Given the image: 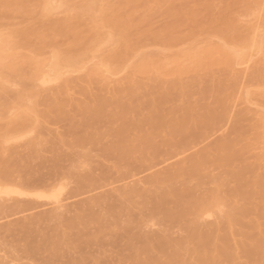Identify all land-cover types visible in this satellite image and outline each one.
Instances as JSON below:
<instances>
[{"label": "bare ground", "instance_id": "1", "mask_svg": "<svg viewBox=\"0 0 264 264\" xmlns=\"http://www.w3.org/2000/svg\"><path fill=\"white\" fill-rule=\"evenodd\" d=\"M30 1L0 0V21L10 20L12 18L10 15L13 16L10 12H27L34 6ZM81 1L83 2L38 0L36 2L41 14L39 23L41 27L38 26L29 32H21L17 28L7 29L8 31L0 29V120L4 124L0 126V213L2 215L0 221L10 219L11 216H19L20 213L25 215L28 212L51 207L49 213L45 210L46 212L41 214L38 212L35 216H29L30 218L24 217L3 227L0 225L4 234L9 233L13 238L22 235L19 241L26 239L25 245L22 241V247L17 242L19 238H15L17 246L21 249L14 248L17 251L21 250L22 253L19 251L20 256L16 255L17 252L14 250L12 258L6 256L11 260L0 255L2 257L0 264H17L22 261L25 263L24 259L22 261L19 259L23 257L22 255H24L23 258L38 260L40 258L45 260L47 257L46 263L57 264L61 258L66 259L70 250L77 253L80 258L73 256L72 259V256L68 255L66 259L68 263L85 264L89 261L93 263L95 257L91 261L86 254L94 245L104 242L103 239H107L109 243L110 239L106 237L113 235L114 232L108 233L114 228H120L119 225H123L124 218L126 219L129 215L127 213L128 215L124 216V212L130 210V205L135 207L133 203L138 201L136 207H140L143 204L142 200L148 204L152 200L153 209L151 210V206L145 203L146 206H150V215L147 214L149 217L146 215L147 217L139 218L137 215L138 224L141 225L136 223L139 228L134 227L137 228L136 230L139 229L138 232L141 233L143 230L142 225L148 226L146 223L149 221L154 224L157 218L164 224L171 222L170 224L174 223L178 227L187 225L185 231L188 232V237L175 243L172 242L173 236L171 238L169 234L170 237L167 240L162 232L164 239L160 236L157 242L158 239L153 238L157 245L142 233V235L139 233L141 236L136 237L135 234L126 233L130 239L126 250L131 254L122 259L118 256L119 262L115 259L116 262L264 264V0H233L232 4L238 5L243 11L223 22L216 18V13L220 9L216 12V6L210 5L207 8L209 19L201 24L197 23L194 29L196 31L187 36L172 38L168 34L173 31H165L171 27H167L164 33L153 34V37L147 36L152 33L151 29H147L148 32L137 30L138 20L135 19L133 0H123L119 3H112L110 0ZM163 3L164 0L161 4ZM223 7L225 9L229 5ZM198 12L193 9L184 16L188 19L194 18L199 15ZM57 13L59 15L63 13L65 18L59 20L60 17L57 16L59 19H54ZM152 16L153 12L149 10L141 20H147ZM245 17L251 19L249 23H245V27H242L243 24L240 25V23ZM185 24L178 26L182 29L186 26ZM44 25L49 27L50 33H44L41 30L45 27ZM31 37L38 41L37 45H31L28 42ZM153 48H159V52H153ZM173 48L180 49L174 53L169 52ZM251 67L254 68L252 73L248 71ZM86 70L89 73H85ZM82 72L84 75L87 74V79L83 76V80L86 81L84 82L82 78L79 80H82L84 84L88 82L89 87L93 86L94 79L96 86H102L97 82L103 83V89L101 88L99 92L97 90L99 97L93 94L97 96L95 99L91 96V90H88V84H86L88 89L84 86L88 90L86 92H89L86 97L90 96L92 99H90L92 102L88 99L89 101H86L88 103L84 105H81L84 100L80 102L75 98L76 93L72 94V90L75 91L80 83L77 80V82L72 81L74 77L67 78L68 75ZM199 72L206 73L207 78L196 76L195 74ZM247 72L250 74L245 75ZM192 73L196 77L187 78L189 81L183 79ZM244 79H248L247 84H243ZM74 83L75 86L78 83L77 87ZM15 84L21 85L24 91L18 92V96L15 97L17 100L10 104L7 96L11 93V86L14 87ZM49 84L55 86L50 88ZM240 85H243L242 104L248 106L242 113L245 112L244 117H250L241 120L243 123L241 125H244L246 121L249 122L248 125L236 128L234 126L238 124L234 125L235 131L232 135L230 134V137L227 135L228 137L218 138L213 145L210 143V147L205 146L206 148L196 153L194 147L200 146V142L206 139L203 142L205 143L214 132L220 133V126L225 127L223 123L232 113L231 110L234 108L232 105L236 103L237 97L234 94L237 89H240ZM47 86L49 90L52 89L51 94L47 96V93L44 96ZM82 87L80 89L84 88ZM84 90L83 93L80 90L82 96L86 95ZM101 91L105 94L102 95ZM73 95L76 96L73 97ZM195 95L204 102L212 99L213 103L199 104L201 101L199 103L183 101ZM25 97H28V100ZM33 99L35 101H32ZM74 102L76 107L78 105L77 109L74 107ZM180 103L183 105H179ZM39 106H42L44 111H39ZM252 106L255 107L254 111L250 108ZM73 110L78 114L79 120L74 116ZM13 111H16V114ZM250 113L253 114L252 117ZM65 122H69V132L65 130L62 135V131L56 126L58 124L62 126ZM43 124L54 125L58 134L61 133L57 141L60 142V147L61 144L64 145L62 147L65 151L60 149L68 154L70 153L68 150L71 149V157L62 152L60 155V149H56L54 143L55 147L50 146L54 149L52 158L51 154H47L52 150L43 153L44 147L41 146H45L44 143L48 141L46 135L53 136L50 126L46 128L50 133H45ZM64 127L67 129V126ZM60 128L63 129V127ZM216 128L218 130H215ZM42 129L45 130L44 133ZM66 133L67 139H65ZM64 135L65 138L62 137ZM53 139L52 137V141ZM52 141L50 143L48 141L49 144L47 143L46 146L48 147ZM68 142L72 143L68 144ZM14 143L19 146H15ZM11 145L13 147H10ZM65 146L70 149L66 151ZM91 147L97 148H93L88 153ZM76 148L81 149L79 153L88 150L84 151L86 154L83 152L84 155H77ZM96 149L100 150L101 155L99 151L95 155ZM191 150L195 152L194 155L176 163L173 169L154 173L151 177L145 178L146 180H136L140 176V174L137 175L138 171H150L152 168L155 169L156 164L161 166L166 160L170 161L174 157L182 156L183 158L184 154L187 155ZM57 153L61 157L63 154V159L58 157ZM46 155L51 158V164L43 160ZM96 158L99 161L103 158V161L98 162L101 167L99 177H95L97 173L91 165L96 164ZM38 161L40 165H35ZM159 161L163 163L158 164ZM65 162L69 164L65 166ZM103 162L107 165L105 166ZM90 166L95 176H92V171L87 172ZM83 169L85 171H82ZM216 170L230 177L236 187L234 185L235 188L227 190L225 186L226 191L223 190L224 183H228L224 181L223 175H220L221 178L223 177V180L219 179L221 182L218 178L210 181L209 177L213 173L211 171ZM84 172L89 173V176L87 174L84 176ZM207 177L209 183L216 184L214 189L208 188L209 191L203 188L207 187L208 183L204 185L205 179L208 182ZM131 178L136 180L135 183L127 185L125 182L126 186L124 181ZM120 180L125 187L116 190L111 188L115 190L113 195H108L109 193L106 195L103 192L104 197L95 196L91 199L86 197V201L80 200L83 201L80 204L78 201L75 202V205L76 203L77 206L81 205L82 211L77 212V210L75 216L69 219L72 217L70 215H74L75 209L72 206L74 203L71 205L73 209L70 204L68 205L70 200L87 193L89 195L93 190L96 192V189L98 191L107 184L114 187V184ZM186 180L193 184L203 181L202 184L200 183L204 185L201 188L208 192L204 191L205 194L198 195L192 188L194 186L190 187L188 182V185L185 184ZM63 181H69L71 185L76 184L73 186V192L65 189L67 185L64 187ZM183 181L186 186L178 187ZM226 185L228 186L229 183ZM65 190H69L71 194L68 191V195L72 196L63 197ZM199 190H201L200 187ZM241 203L243 205L240 206ZM87 205L93 208L85 209ZM95 208L97 210L103 208L102 213H104L102 214L100 209L98 210L100 215L94 214L91 210ZM142 208L145 211L149 210L143 205ZM135 209L132 210L135 211ZM219 214H221L220 218H223L224 214V225L219 224L222 227L217 225L215 230L212 225L214 223L210 221L212 224L207 225H211L208 227H212L213 230L208 228L206 230L209 232H206L202 227L206 224L202 221L206 217L212 220V217H218ZM137 220L130 219L128 222H134L135 225ZM244 220L251 222L244 224ZM159 221L156 222L160 226L163 223L160 224ZM94 223H98L99 226L95 224L98 227L94 228ZM45 226H48V229ZM128 226L133 225L129 223L126 227ZM237 228L244 231L240 232ZM1 232L0 236L3 234ZM149 233L148 235H151ZM238 233H241L240 239L235 236ZM114 235L116 238L117 233ZM152 236L153 234L150 237ZM55 238H58L57 241L53 240ZM104 243L102 245L105 248L107 244ZM111 245L113 246V243ZM64 248L67 250L70 248L66 251L67 255L63 252ZM154 250L158 251L160 256H155ZM119 251L122 250L119 249ZM110 252L109 254L112 255V251ZM121 253L124 254V252ZM85 256L88 260L84 259ZM101 256L102 259L109 257L106 254ZM97 257L99 258L98 255ZM26 260L28 261L25 258ZM29 261L37 263V260ZM96 261H98L97 258ZM97 263L100 264L99 261Z\"/></svg>", "mask_w": 264, "mask_h": 264}, {"label": "rangeland", "instance_id": "2", "mask_svg": "<svg viewBox=\"0 0 264 264\" xmlns=\"http://www.w3.org/2000/svg\"><path fill=\"white\" fill-rule=\"evenodd\" d=\"M36 1H38V0H31L30 2L32 3V5H34L33 6V8H29L28 9V11L27 12H25L24 11V13H21V12H18V13H14V12H10V13H13V16H12V14L10 15L12 18H14L13 20H3V21H0V29L2 30V29H13V28H17V29H19V30H21V32H29V31H31L32 29H35V28H37L38 26L39 27H41V25L39 24L40 23V21H41V14L39 13V8H37V6H38V2H36ZM120 1H123V0H110V2H112V3H119ZM134 1V5H133V8H134V10H135V12H136V14H135V19L136 20H138V22H137V25H136V29L138 30V29H140L139 31H143V30H147V29H151V31H152V33L151 34H149V35H147V36H150V37H153L154 35L153 34H160V33H164L165 31H173V32H170L169 34H168V36L169 37H174V36H187V35H189V34H191L193 31H196V30H194L195 29V27H196V25H197V23H199V24H201L202 22H204V21H207L208 19H209V12H208V10H207V8L210 6V5H215L216 6V12L218 11V9H220L219 11H218V13H216V18L218 19V21H220V22H223V21H227V19L228 18H231V17H235V16H237V14H239L240 12H242L243 11V9L242 8H240L238 5H235V4H232V2H233V0H164V3L163 4H161V2L163 1V0H133ZM242 1H245V0H242ZM251 1V0H250ZM253 1V0H252ZM78 2L79 3H82L83 1H81V0H78ZM234 3V2H233ZM32 5L30 4V7H32ZM227 5H229V7H226L225 9H224V7L223 6H227ZM231 6V7H230ZM35 7L37 8V9H35ZM217 7H221V8H217ZM223 7V8H222ZM30 9H33V10H30ZM197 10V11H199L198 13H199V15L197 16V17H194V18H186L184 15L188 12V11H191V10ZM222 9H224V10H222ZM129 10V9H128ZM149 10H152V12H153V16L152 17H149V18H147V20H141L142 19V17L149 11ZM61 11V10H60ZM59 11V12H60ZM62 12V11H61ZM9 13V14H10ZM62 14V15H61ZM60 17V19L58 18V17ZM54 17H56V18H54V19H59V20H61V19H64L65 18V15L63 14V13H60V15L57 13V15H55ZM180 18H182L183 20L182 21H180L179 19ZM249 19H251V18H248L247 19V17H245V18H243V20L245 21H242V23H240V25H242V27H245V23L247 24V23H249L250 22V20ZM194 21V22H193ZM198 21V22H197ZM185 22H187V24H185ZM193 22V23H192ZM244 22V23H243ZM190 23H192V24H190ZM182 24H185L186 26L185 27H183L182 29L178 26V25H182ZM188 25V26H187ZM192 25V26H191ZM45 26V25H44ZM167 27H171V28H168L167 30H165ZM241 27V28H242ZM171 29H175V30H171ZM3 30V31H4ZM5 30V31H6ZM41 30L44 32V33H50V30H49V27L48 26H45V27H42L41 28ZM165 30V31H164ZM8 31V30H7ZM161 31H163V32H161ZM147 32H148V30H147ZM150 32V31H149ZM176 33V34H173V33ZM149 37V38H150ZM28 42L31 44V45H37V43H38V41L34 38V37H31L30 39H28ZM62 42V41H61ZM31 48H33V47H31ZM180 48H173L171 51H169V52H177L178 50H179ZM153 52H159V48H153ZM258 58H260V56H258ZM259 60V59H258ZM257 60V61H258ZM256 61V62H257ZM256 62H255V64H256ZM257 65V64H256ZM255 65V66H256ZM91 66V65H90ZM89 66V68H91ZM92 66H93V64H92ZM254 66V67H255ZM252 69H254L253 67H251V69L250 70H248V71H250V73H252L253 71H252ZM85 73H89V71H84ZM84 72H82V73H79V74H76V75H74V74H72V75H68L67 76V78L68 79H71L70 77H74L73 79H71L72 81H75V82H79L80 84H79V86L77 87V85H78V83L76 84V86H75V83H74V86L75 87H77L76 89H75V91H74V89L72 90V94H73V92H74V94L76 93V95H73V97L74 96H76L75 98H77L78 100H80V102H83V100H84V102L81 104L79 101H75L76 103H79V105L81 104V105H84L85 103H88V102H86V101H89L90 99H91V97L90 96H88V97H90V98H88V97H86L87 96V94L89 93H87L86 91H90L91 90V92L90 93H92L91 94V96L93 97V99H95V98H97V96L99 97V91L101 90V88L103 89V83L101 82H97V84H101L102 86L100 87V86H96L95 84V79L93 80V81H95V82H93L92 81V83H93V86H90L89 87V84H88V82L87 83H85L84 84V82L86 81H84L83 80V76H85V79H87V74H85L84 75ZM201 72H199V73H197V74H195L196 76L197 75H199V77H201V78H203V79H205V78H207V76H205L206 75V73L204 74V72L203 73H201ZM249 72H247L245 75H247ZM249 73V74H250ZM124 75V74H123ZM122 75V79H123V76ZM76 76H77V78H76ZM190 76V77H189ZM192 76V77H191ZM193 73H192V75L190 74V75H188V76H186V77H183V79L185 80V81H189V80H187V78L188 79H192L193 78ZM196 76H194V77H196ZM205 76V77H204ZM249 76V75H248ZM245 77V76H244ZM80 78H82V80L84 81L83 83L79 80ZM245 78H248L247 76L245 77ZM75 79V80H74ZM120 80V78H116V80ZM77 80V81H76ZM246 80H248V79H244V81H243V84H247L248 83V81H246ZM98 81V80H97ZM92 83H90V85H92ZM95 83V84H94ZM12 84V83H11ZM53 84V83H52ZM56 84V83H55ZM86 84H88V87H89V89H88V87H87V85ZM113 85L112 86H114V83H112ZM16 85V84H15ZM18 85V84H17ZM14 86V87H12L11 86V88H12V90L10 89V91H11V93H10V95H5V96H7L8 97V102H10V104H11V102H15L16 100H17V98H15V97H17L18 96V94L19 93H22L23 91H24V89H23V87L21 86V85H18V86ZM51 84H49L48 86H50ZM8 86H10V85H8ZM21 86V87H20ZM46 87L47 88V90H46V92L45 93H43V95L44 96H46V94H47V96L48 95H50L51 94V90L52 89H48L49 87ZM53 85H51L50 86V88L52 87ZM55 86V85H54ZM53 86V87H54ZM84 86H86L87 87V89L88 90H86V88L83 87ZM241 87H240V89H237L236 90V92H235V96L237 95V97H236V99H235V101H236V105L234 104V105H232L234 108H233V110H231L232 111V113H230V115H229V119H231V120H229V119H227V121H228V123H227V121L225 122V123H223V126H225V127H222V126H220V125H222V124H220L219 126L221 127V129H219L220 130V133L219 132H214V134L213 135H210L211 137H209V139L205 142V143H203L204 141L202 140V142H200L201 143V145H200V143H199V145L200 146H196V147H194V148H196V150H194V149H192V150H194L196 153L197 152H199V151H201V150H203V148H206V147H210L211 145H213V143L214 142H216L215 140H218V138H221L222 139V137L224 138L225 136H229L230 137V134L232 135L233 133V131H235V129L234 128H236V127H240V126H246V125H248V121H246V122H244V125H241V123H242V121L241 120H243V119H249L250 117H244V115L243 114H245V112L244 113H242L243 112V110H245L246 109V107L248 108V106H246V104H242L243 103V101H241L242 99H241V96H242V91H243V85H240ZM57 87V84H56V86H55V88ZM83 88V89H80V88ZM54 88V89H55ZM74 88V87H73ZM23 89V90H22ZM44 89H45V87H44ZM85 89V90H84ZM80 90H81V92L83 93V90L86 92V95L85 96H82L83 94H81L80 93ZM97 90H98V92H97ZM93 91V92H92ZM96 91V92H95ZM13 92V93H12ZM19 92V93H18ZM95 92V93H94ZM18 93V94H17ZM78 93H79V95H78ZM101 93H102V95H103V93H104V91H101ZM17 94V95H16ZM24 94V93H23ZM29 94V93H28ZM93 94H95V95H97L96 97L95 96H93ZM99 94V95H98ZM105 94V93H104ZM90 95V94H89ZM108 95V94H107ZM4 97V96H3ZM28 97H29V95H28ZM28 97H25V99L26 100H28ZM86 97V98H85ZM75 98H74V100H75ZM7 99V98H6ZM4 100V101H6L7 102V100ZM87 99V100H86ZM89 99V100H88ZM211 99V98H210ZM92 100V99H91ZM90 100V101H91ZM212 100V99H211ZM211 100H208V101H202L200 98H199V96L198 95H195L194 97H192L191 99H187V98H185L183 101H190V102H192V103H196V102H198L199 103V101H201V103H199V104H202L203 102H204V104L205 103H207V102H209V104H212L213 103V100L211 101ZM32 101H35L34 99L32 100ZM234 101V102H235ZM75 102H74V105H75ZM92 102V101H91ZM90 102V103H91ZM212 102V103H211ZM29 103V102H28ZM179 105H183L182 103H180ZM74 107H76V105L74 106ZM78 108V105H77V107H76V109ZM251 109H252V111H254L255 110V107H250ZM254 108V109H253ZM76 109H75V111H76ZM247 110V109H246ZM39 111H44V108L42 107V106H39ZM235 113H234V112ZM16 111H13V113H15ZM73 112H74V110H73ZM72 112V113H73ZM71 113V114H72ZM75 114H77L76 112H74ZM73 113V114H74ZM253 113V112H252ZM16 114V113H15ZM72 114V115H73ZM74 114V116H76V118H77V120H79L78 118H79V116H78V114L77 115H75ZM254 114V113H253ZM253 114H251L250 113V115H251V117L253 116ZM71 115V116H72ZM231 115H233L232 117H230ZM243 115V116H242ZM250 115H248V116H250ZM240 123V125H239V123ZM230 123V124H229ZM66 124V125H65ZM68 124H69V122H65V123H62V126H59V125H61V124H58L56 127H59V129L62 131H60L59 130V132H61L62 133V135H63V132H65V130H66V132L68 133L69 132V129H68ZM225 124H227V126L225 125ZM229 124V125H228ZM236 124H238V125H236ZM243 124V123H242ZM4 124H3V121H1L0 120V126H3ZM234 125H236V126H234ZM44 126H46L45 128H44ZM47 126H50V125H46V124H43V129H45V130H41L42 132L43 131H45V133H50V132H52L51 134L53 135V136H51L50 134H47L46 136H47V138H48V141H49V143L52 141V137L54 138L53 140L54 141H52V143L50 144V145H48V147L46 146L47 145V143H48V141H46V143H44V145L45 146H41V147H44V148H42V149H44L42 152L43 153H46V151L47 150H52L51 152L50 151H48V155L49 154H51V158H52V152H53V150L54 149H52L50 146L51 145H53L52 147H55L56 146V149L57 148H62V150H63V147L62 146H64V145H62L61 144V147H60V142H58L57 141V137L59 138V135L61 134V133H59L58 134V131H56V129H55V127H53L54 125H51L49 128L51 129V131L50 132H47L48 130L46 129L47 128ZM64 126H67V129L64 127ZM233 126H234V128H233ZM41 127V128H42ZM60 127H63V129H61ZM227 127V129H225ZM219 128V127H218ZM223 128L225 129V130H223ZM49 129V130H50ZM233 129V130H232ZM57 130H58V128H57ZM215 130H218L217 128L215 129ZM44 133V132H43ZM67 133H66V138H65V135L64 136H62V137H64L65 139H67ZM58 134V136H56ZM65 134V133H64ZM209 134H211V133H209ZM61 136V135H60ZM209 136V135H208ZM214 138H213V137ZM227 136V137H228ZM51 138V140H49ZM69 138V137H68ZM60 139V138H59ZM65 139H64V141H65ZM69 140V139H68ZM71 140V139H70ZM26 141V140H25ZM25 141L23 142V143H25ZM109 141H111L110 139H109ZM109 141H107V143L109 142ZM66 142H67V140H66ZM65 142V143H66ZM48 143V144H49ZM55 144V146H54V144ZM59 143V144H58ZM72 142H68V144H71ZM104 143H106L105 141H104ZM210 143H212L211 145H209ZM14 144H16L15 146H19V144H17V143H14ZM67 144V143H66ZM21 145V144H20ZM209 145V146H208ZM14 146V147H15ZM69 146V145H68ZM206 146V147H205ZM10 147H13V145H11ZM41 147H40V149H41ZM65 147H67V146H65ZM64 147V148H65ZM45 148H46V150H45ZM48 148H50V149H48ZM72 148V147H71ZM89 148V147H88ZM93 148L95 149V148H97V147H91L90 149H89V151H88V153L90 152V150H93ZM101 148V147H100ZM41 149V150H42ZM68 149H70V148H68L67 147V149H66V151L68 150ZM75 149V148H74ZM76 149H78V148H76ZM198 149V150H197ZM22 150V149H21ZM79 150H81V149H78V151H77V155H84V153L85 152H87V150L85 151V150H83L82 151V153H79L80 151ZM97 150V149H96ZM190 151L187 155L186 154H184L183 156V158H182V156H180V157H174V158H171L170 159V161H168V160H166V162H164L163 163V161H159V162H157L158 164L160 163V162H162L163 164H161V166H160V164L159 165H157L156 164V167H157V169H156V167H155V169L154 168H152L150 171H145V170H142L143 172H140V171H138V174L137 175H139L140 174V176H138V178L136 179V180H140V181H142V180H146L145 178H148L149 176L151 177L152 175H154V173H159V172H161L162 173V171L163 172H165V171H167V170H171V169H173L174 168V166L173 165H176V163L178 164V163H180L181 162V160L183 161V160H185V159H187L186 157H188L189 158V156L190 155H194V151ZM24 151V150H23ZM63 151H65V150H63ZM63 151H61V149L59 150V154L61 155V153L60 152H62L63 153ZM70 153V155L68 154L67 156H70L71 157V149L70 150H68ZM74 152H75V150H73ZM85 151V152H84ZM95 151V150H94ZM99 151V152H98ZM73 152V153H74ZM84 152V153H83ZM92 152V151H91ZM100 153V150H97V151H95L94 153H95V155H96V153ZM42 153V154H43ZM66 153H63L64 155L66 154ZM72 153V154H73ZM41 154V155H42ZM63 154H62V157H64L63 156ZM75 154H76V152H75ZM86 154V153H85ZM48 155H46V158L44 157L43 158V160H46V161H48L49 162V164H51L50 163V160H51V158L48 156ZM59 155V156H60ZM98 155V154H97ZM100 155H101V153H100ZM44 156H45V154H44ZM57 156H58V153H57ZM58 156V157H59ZM66 156V157H67ZM73 157H74V154L72 155ZM42 157H43V155H42ZM61 156H60V158L61 159H63ZM96 157V156H95ZM177 158V159H176ZM97 159V158H96ZM103 159V158H102ZM102 159H100V161H103ZM173 159V160H172ZM178 159H180V160H178ZM53 160V159H52ZM66 160H67V158H66ZM66 160H63V161H66ZM94 161H95V159H93ZM163 160V159H162ZM175 160V161H174ZM99 161V159H97V161H95L96 162V164L98 165L99 163L98 162H100ZM173 161V162H172ZM177 161V162H176ZM179 161V162H178ZM40 161H38V163L37 162H35V165L37 164V165H40V163H39ZM167 162H169V163H171V164H167ZM102 163V162H101ZM104 163V162H103ZM69 163L67 162H65L64 163V165L66 166V165H68ZM95 163H92L91 165H93L92 167L94 168V170L96 171V173H97V176H95L96 174H94L95 172H94V170L92 171L90 168H92L91 166L90 167H88V169H90V170H88V169H86V171L87 172H89V171H92L93 172V175L92 176H95V177H99V175L101 176V173H99L100 172V169H101V167H99V165L97 166L96 164V167H94L95 165H94ZM107 165V163H104V165ZM165 164V165H164ZM103 165V164H102ZM105 165V166H106ZM167 165V166H166ZM263 166V165H262ZM39 167V166H38ZM160 167V168H159ZM162 167V168H161ZM166 167V168H165ZM264 167V166H263ZM87 168V167H86ZM96 168V169H95ZM100 168V169H99ZM171 168V169H170ZM154 169V170H153ZM167 169V170H166ZM165 170V171H164ZM213 170V169H212ZM82 171H85L84 169L82 170ZM82 171L80 172L81 174H82ZM152 171V172H151ZM218 171V172H217ZM87 172H84L85 174H84V176L87 174ZM140 172V173H139ZM211 172H213L212 174H211V176L212 175H214V174H217L216 176H212V179H211V176H210V173ZM210 173H209V175H208V177H209V180L210 181H212V180H216L217 178H218V180L221 178V176L223 175V177H224V181H227L228 183H229V185L227 186L226 184H228V183H224V181H223V183H224V187L226 186L227 187V190L228 189H232L233 187H234V185H235V183L232 181V180H230V177H228L224 172H221V171H219V170H216V171H211ZM221 172V173H220ZM92 174V173H91ZM142 174H143V176H142ZM88 176H89V173L87 174ZM221 175V176H220ZM82 176H83V174H82ZM208 177H207V181H208ZM223 177L221 178V180H223ZM135 179H133L132 180V178L131 179H128V180H125L124 181V183L126 182L127 183V185H133L134 183H135V181H136ZM221 180H219L220 182H221ZM73 181H75V180H73ZM72 181V182H73ZM131 181H132V183H131ZM210 181H208V182H206V179H205V181H204V185H205V183H208L207 184V187H203L204 185H201L202 184V182H198L197 181V183H199V185H196L197 183L196 182H194V184L192 183V182H189V181H187L186 180V185H188L187 184V182L188 183H190L189 185H190V187H192V186H194V187H192V188H194L195 189V191L198 193V195H200V196H202V194H205L206 192H208L209 191V189H214L216 186V184H211V183H209ZM234 183H232V182ZM69 182V181H68ZM68 182H66V181H63V185H64V187H65V185H67L66 186V188L65 189H69V190H71L72 192H73V189H74V187L73 186H76V184L74 183V185H71V182H69L70 183V185L68 184ZM123 182V181H118L117 183H115L114 184V187H112L111 185H105L103 188H105L104 190H103V188H101V189H99L98 191H99V194H98V191H97V189L95 190L96 192H94V190H93V192H91V193H93L92 195H91V193H89V195H88V193L87 194H85L84 196L82 195V196H80L79 198H77V199H75L74 198V200L72 199V200H70L69 202H68V205L70 204V206L72 205V203H74V205H72L73 206V208H75L74 209V212H73V208H72V206H71V211L74 213V215H70V216H72V217H70V216H68V217H70L69 219H71V218H73V216H75V214L77 213V212H80V211H82V209H81V205H79L80 204V202H83L85 199H86V197L88 198V199H91V198H95V196H97L98 198H100V196H105V193H106V195H107V193H109L108 195H113V194H115V190L116 189H122V187H125L124 185H122L121 183ZM134 182V183H133ZM184 182L185 181H183V183H179L178 185V187H185L186 185L184 184ZM214 183H215V181H213ZM123 183V184H124ZM126 183H125V185H126ZM191 183H192V185H191ZM210 184V185H209ZM126 185V186H127ZM182 185V186H181ZM184 185V186H183ZM231 185H233V186H231ZM196 186V187H195ZM198 186V187H197ZM206 186V185H205ZM229 186H231V187H229ZM73 187V188H72ZM116 187V188H115ZM199 187H200V189L201 190H199L198 191V189H199ZM201 187H203L204 189L205 188H209L208 189V191H206V190H203ZM223 187V190H225L226 191V187L224 188ZM235 187H236V185H235ZM234 187V188H235ZM76 188V187H75ZM111 188H113V189H115V190H111ZM69 190H65L64 191V196L63 197H65V196H67V198H68V196H72V195H68V191ZM102 192H101V191ZM109 190V191H108ZM203 190V191H202ZM67 191V192H66ZM114 191V192H113ZM201 191V192H200ZM205 191V193H203ZM103 192H105V193H103ZM69 193H70V191H69ZM67 194V195H66ZM71 194V193H70ZM96 194V195H95ZM103 194V195H102ZM92 196V197H91ZM103 196V197H104ZM66 198V197H65ZM84 199V200H83ZM97 199V198H96ZM80 200H83V201H80ZM79 202V204H78V206H77V203H76V205H75V202ZM86 201V200H85ZM88 201V200H87ZM141 201V200H140ZM143 202V204H139L140 205V207H136V203H133V204H135V207H136V209H135V207L134 206H132V205H130V210L131 211H133L132 209L134 208L135 209V211H133V213H130L131 211L129 210V211H125L124 212V216H126V215H130V214H133V215H130V219H131V221H132V219L133 220H137V215H138V217L140 218L141 216L142 217H149V213L151 212V210L153 209L152 207H153V202H152V200H151V203L149 202V204L148 203H146L144 200H142ZM10 203V202H9ZM138 203H139V201H138ZM137 203V204H138ZM148 204V205H150L149 207L151 208V210H150V208L148 207V206H146V204ZM10 204H12V203H10ZM66 204H67V202H66ZM107 204H109V203H107ZM138 205V206H139ZM142 205H143V207H145V209L147 208V209H149V210H144V208H142ZM145 205V206H144ZM172 205V204H171ZM241 205H243V203H241L240 204V206ZM88 206H90V205H87V207L85 208V209H88L89 208V210H90V208L92 209L93 207H88ZM132 206V207H131ZM173 206V205H172ZM77 207V208H76ZM80 207V208H79ZM97 208V207H96ZM93 209V210H91V211H94V214H99V212H98V210H100L101 211V213H102V209L103 208H99L98 210L97 209ZM132 208V209H131ZM139 209V210H138ZM143 209V210H142ZM47 211V213H49L50 211H51V207H46V208H42V209H39L38 211H32L31 213H27V214H25V215H21V213L19 214V216L17 215V216H11V218L10 219H7V220H2V221H0V225H2V227H3V225H7V224H9L10 222H15V221H18V220H22V218L24 219V217L26 218V217H28V218H30L32 215H34L35 216V214H38V212H39V214H41V212H46ZM78 210V211H77ZM224 210H226V209H224ZM77 211V212H76ZM145 213H144V212ZM148 211V213H146ZM150 211V212H149ZM76 212V213H75ZM104 213V212H103ZM102 213V214H103ZM128 213V214H127ZM22 214H24V213H22ZM42 214H44V213H42ZM72 214V213H71ZM142 214V215H141ZM147 214H149V215H147ZM7 215H9V214H7ZM11 215V214H10ZM21 215V216H20ZM100 215V214H99ZM129 215L128 216H126V219L124 218V220H125V224L123 223V225H119V227L120 228H114L111 232H109L108 234H110V233H112V232H114V233H112L113 235H108V237H106V238H108V240H109V243H108V241H107V239H105L106 240V242H105V240L103 239V241L105 242H102L100 245L98 244V245H94L93 246V248L86 254V256H89L90 258H91V261H93L92 259H93V257H95L94 258V261H93V263H91L90 261H89V263H85V264H98L97 262L99 261V263L100 264H135V263H130V261H129V263L126 261V263H118L119 262V257L118 256H120V258L122 259V258H124V257H129L130 255L129 254H131L130 253V251H128V250H126L128 247L126 246V245H128V244H130V239L128 238L129 236L128 235H130V233H132V234H135V237L137 236V235H139V236H141L142 234H143V236H145V237H147V238H150V239H152L154 242H153V244H157L158 245V241H159V239H160V236H162V234L164 233V235H165V239H167V238H169L170 236H171V238H172V236H173V240H172V242H175V241H181L182 239H185V238H187L188 237V235H187V233L188 232H186L185 230H187V225H179V227H178V225H175L174 223H172V224H170L171 222H165V224H164V222L163 221H161L160 219V221L156 218V221H159L160 222V224L161 223H163L162 225H158L159 223H157L156 221H155V219L153 220V221H155L156 223H157V225H156V223L154 222V224H153V222L152 221H149V223H151L150 225H149V223H146V224H148V226L146 225H142V226H144L143 228H142V226L140 227V229L142 230L141 231V233H140V231L138 232V230H136L137 228H139V226L138 225H141V224H138V220L135 222V225H134V222L133 223H131V222H128V221H130V219L127 221V217H129ZM136 215V216H135ZM147 215V216H146ZM221 214H219L218 215V217L217 216H214V217H212V220H208V219H211L210 217L208 218V219H204L203 221H202V223H204V224H206V225H204V226H202L205 230L206 229H208V228H210L211 230H213V229H215L216 230V226L217 225H219V224H221V225H224V214H223V218H220L219 216H220ZM1 213H0V218H1ZM30 216V217H29ZM33 216V217H34ZM67 217V218H68ZM136 218V219H134V218ZM138 218V219H139ZM252 219H254L253 217H252ZM127 221V222H126ZM208 221V222H207ZM212 223H214V224H212ZM216 222H217V224H216ZM246 222V223H245ZM249 222H251V221H249V220H244L243 221V223L244 224H248ZM130 223V225H133L132 227L131 226H128V227H126L127 226V224H129ZM138 225H137V224ZM95 224H97L98 226H99V224L98 223H94V228H96V227H98L97 225H95ZM207 224H212L214 227H213V229H212V227H208V226H211V225H207ZM154 227H153V226ZM164 225V226H163ZM221 225H219V226H221ZM137 227V228H135V227ZM162 226V227H161ZM177 226V227H176ZM183 226V227H182ZM186 226V227H185ZM206 226H207V228H206ZM1 227V226H0ZM47 229H48V226H45ZM45 227H43V228H45ZM133 228L132 230H130L131 228ZM150 227V228H149ZM216 227V228H215ZM222 227V226H221ZM45 228V229H46ZM155 228V229H154ZM165 228H166V230H165ZM183 228V229H182ZM185 228V229H184ZM204 229H202V230H204ZM209 229V230H210ZM238 230H239V228H237ZM236 229V230H237ZM128 230H130V231H128ZM144 230H146V231H144ZM159 230V231H158ZM170 230V231H169ZM0 231H2L1 232V236H0V255L2 256V257H5V258H7L8 260H11L10 258H12L11 257V255L12 254H14V250H15V248L16 249H21V247H18L17 246V243H16V241L21 245V243H22V241H23V243L22 244H24L25 245V241L24 240H26V239H24V238H22V239H24V240H22V241H19V240H21V236L20 237H15V238H19V239H17V240H15V238H13L12 236L10 237V235L11 234H4V230H1V228H0ZM128 231V232H127ZM134 233H133V232ZM156 231H157V233H158V235H159V232H160V235L158 236V235H156L157 233H156ZM240 232H243V231H241V230H239ZM117 233V236H116V238H115V235L114 234H116ZM130 232V233H129ZM137 232H138V234H137ZM149 232H151V233H149ZM163 232V233H162ZM166 232V233H165ZM203 232H205V231H203ZM206 232H209L208 230H206ZM236 232H238V231H236ZM235 232V233H236ZM126 233H128V235H126ZM141 235H140V234ZM148 233L149 234H153V236H152V238L150 237L151 235H148ZM172 233V234H171ZM119 234V235H118ZM154 234H155V236H157L158 238H156L155 236H154ZM169 234H170V236H169ZM224 235H226V233H223ZM241 233H238L237 235H235L236 236V238H239L240 239V237H239V235H240ZM122 236V239H121V236ZM167 235V236H166ZM223 235V236H224ZM114 236V237H113ZM4 237V238H3ZM111 237V238H110ZM163 238H161V239H164V236H162ZM115 239V241H117L116 243H115V241H114V239ZM157 240V242H155V240ZM177 240H176V239ZM56 239H58V238H55V239H53V240H56ZM113 239V240H112ZM118 239H120V240H118ZM181 239V240H180ZM239 239H237V240H239ZM14 240H15V243H14ZM151 240V241H152ZM167 240H169V239H167ZM57 241V240H56ZM113 241V242H112ZM28 242V241H27ZM118 242L120 243V244H118ZM61 243H64V242H61ZM107 244V246L104 248V245H102V244ZM113 243V246L111 245ZM114 243H115V245H114ZM176 243V242H175ZM18 244V245H19ZM116 244H118V245H116ZM109 245V246H108ZM119 245H120V247H119ZM157 245H154V246H157ZM22 246V245H21ZM111 246V247H110ZM115 246V247H114ZM129 246V245H128ZM15 247V248H14ZM23 247V246H22ZM66 247V246H65ZM109 247V248H108ZM122 247V248H121ZM124 247V248H123ZM14 248V249H13ZM67 248V247H66ZM66 248H64V251L63 252H65L64 254H68L72 259L74 258L73 256H75L76 258H80L79 257V255H77V253H75L74 251H72L71 252V250L68 252V253H66V251H68ZM120 250H122L121 252H124V254H122L120 251H119V249ZM66 249V250H65ZM110 249V250H109ZM114 249H117L118 251H116V250H114ZM93 250V251H92ZM98 250V251H97ZM106 250H108V251H106ZM16 252H17V254L16 255H18L20 252H21V250H19V251H17V250H15ZM95 251H96V253H95ZM102 251V252H101ZM110 251H112V255L111 254H109V253H111ZM115 252V254L117 255V256H115V254H114V252ZM128 251V252H127ZM155 251V250H154ZM92 252V253H91ZM94 252V253H93ZM106 252V253H105ZM118 254H117V253ZM22 253V252H21ZM99 253H101V254H99ZM6 254H8V255H6ZM70 254H73V255H70ZM75 254V255H74ZM96 254V255H95ZM104 254H106V256H109V257H105L104 259H102V256L101 255H104ZM67 255V256H68ZM85 255V254H84ZM97 255L99 256V258L97 257ZM154 255L155 256H160V254H158V251H155V253H154ZM0 256V257H1ZM6 256H10V258H8V257H6ZM14 256V255H13ZM19 256H20V254H19ZM23 257H24V255H22ZM66 256V259H68V257ZM78 256V257H77ZM81 256V255H80ZM85 256V257H86ZM121 256H123V257H121ZM2 257H1V259H0V262L2 261ZM15 257H18V256H15ZM23 257H19V259H21V261L24 259V262L25 263H23V261H22V263L20 262H18L17 264H55V263H46L45 261H47L48 259H46L47 257H45V260L44 259H41V261H40V259L38 260L37 258H27V257H25L26 259H28V261L26 260L25 261V258H23ZM64 257V256H63ZM84 257V259H87V257L85 258ZM88 257V258H89ZM111 257H113V258H111ZM115 257V258H114ZM89 258V259H90ZM96 258L98 259V261H96ZM13 259H14V257H13ZM66 259L65 258H61V260L57 263V264H67L68 262V260L66 261ZM70 259V258H69ZM100 259V260H99ZM102 259V260H101ZM105 259H107V260H105ZM113 259V260H112ZM115 259H116V261L118 260V262H116L115 261ZM165 259V258H164ZM29 260H37V263H36V261H35V263H31V261H29ZM88 260V259H87ZM103 260H105V261H103ZM38 261H40V262H38ZM63 263H62V262ZM66 263H65V262ZM95 261H96V263H95ZM101 261V262H100ZM33 262V261H32ZM61 262V263H60ZM103 262V263H102ZM106 262V263H105ZM68 264H72V263H68ZM73 264H76V263H73ZM84 264V263H83ZM147 264H163V263H147ZM165 264H167V263H165ZM247 264H253V263H247Z\"/></svg>", "mask_w": 264, "mask_h": 264}]
</instances>
